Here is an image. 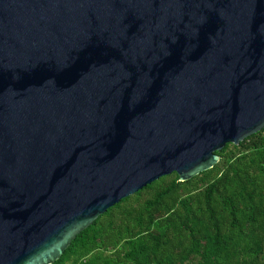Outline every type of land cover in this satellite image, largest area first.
Here are the masks:
<instances>
[{
    "label": "water",
    "instance_id": "1",
    "mask_svg": "<svg viewBox=\"0 0 264 264\" xmlns=\"http://www.w3.org/2000/svg\"><path fill=\"white\" fill-rule=\"evenodd\" d=\"M263 126L264 0H0V264Z\"/></svg>",
    "mask_w": 264,
    "mask_h": 264
},
{
    "label": "trees",
    "instance_id": "2",
    "mask_svg": "<svg viewBox=\"0 0 264 264\" xmlns=\"http://www.w3.org/2000/svg\"><path fill=\"white\" fill-rule=\"evenodd\" d=\"M215 153L121 197L50 264H264V126Z\"/></svg>",
    "mask_w": 264,
    "mask_h": 264
}]
</instances>
